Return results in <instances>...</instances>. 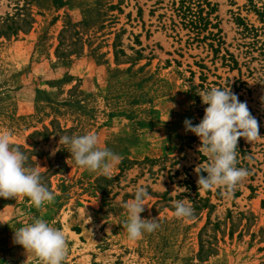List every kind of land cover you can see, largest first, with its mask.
Wrapping results in <instances>:
<instances>
[{"label": "rangeland", "instance_id": "rangeland-1", "mask_svg": "<svg viewBox=\"0 0 264 264\" xmlns=\"http://www.w3.org/2000/svg\"><path fill=\"white\" fill-rule=\"evenodd\" d=\"M179 1L0 0V130L55 197H0V264H43L13 239L36 218L65 232L64 264H264V0H211L199 35ZM228 86L261 136L238 140L243 181L205 191L195 169L208 161L184 121L203 118L200 93ZM86 133L118 154L110 177L59 144ZM141 185V217L159 226L131 240L123 204Z\"/></svg>", "mask_w": 264, "mask_h": 264}, {"label": "clouds", "instance_id": "clouds-1", "mask_svg": "<svg viewBox=\"0 0 264 264\" xmlns=\"http://www.w3.org/2000/svg\"><path fill=\"white\" fill-rule=\"evenodd\" d=\"M206 104L205 114L198 124L185 119L186 131L199 137L198 151L207 158L202 168H196L198 188L211 190L214 187L234 189L248 176L246 168L237 167L238 140L243 137L253 142L261 135L259 122L251 114L247 103L228 87H213L199 94ZM12 132L0 130V197L14 198L19 195L30 198L37 208L54 200V193L42 183L38 167H30L28 157L12 139ZM59 144L67 150L76 165L110 177L119 162L118 154L100 145L95 133L60 136ZM207 175H201V172ZM148 191L145 186L135 189L133 198L124 202L127 218L124 222L129 239L136 240L145 232L154 231L159 225L155 218H142ZM177 218H191L194 209L190 203L177 200L174 203ZM0 223H7L0 221ZM14 243L33 252L43 264H64L67 256V237L63 230L42 218L14 231Z\"/></svg>", "mask_w": 264, "mask_h": 264}, {"label": "trees", "instance_id": "trees-1", "mask_svg": "<svg viewBox=\"0 0 264 264\" xmlns=\"http://www.w3.org/2000/svg\"><path fill=\"white\" fill-rule=\"evenodd\" d=\"M174 5L178 16L198 35L212 24L210 16L214 6H212L211 0H180L178 4L174 3ZM262 16H264V12ZM217 26V24H213L212 27L216 28ZM211 35L216 38L218 33L211 31Z\"/></svg>", "mask_w": 264, "mask_h": 264}]
</instances>
